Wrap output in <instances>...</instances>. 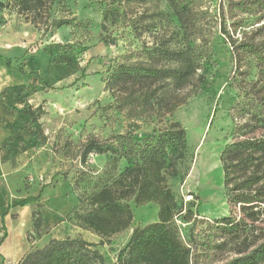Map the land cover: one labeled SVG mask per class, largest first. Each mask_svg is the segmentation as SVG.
Here are the masks:
<instances>
[{"label": "trees", "instance_id": "trees-1", "mask_svg": "<svg viewBox=\"0 0 264 264\" xmlns=\"http://www.w3.org/2000/svg\"><path fill=\"white\" fill-rule=\"evenodd\" d=\"M61 1L10 0V6L37 30L43 31V36L53 35L63 26L90 23L80 20L71 10L68 11L70 15H56L55 7ZM134 1L107 0L102 29L111 33L103 38L106 43L116 44L114 30L110 27L116 26L120 30L131 26L138 32V22L127 10ZM167 2L179 20L184 36L188 39L197 36L200 19L197 7L201 0ZM256 6H264V0H228L227 6L220 5L221 31L230 43L234 62L229 87H237L239 91L233 96L230 110L235 121L232 130L235 139L224 146L220 156L230 215L212 220L211 228L218 234L203 242L189 236L188 239L181 238L178 216H181L180 220L191 222L194 214L191 209L183 213L178 207L168 182L169 178L178 176L179 162L185 158L188 148L187 129L171 117L188 97L198 94L207 85V74L203 71L205 52L191 43L177 47L165 42L144 44L104 63L108 66L102 81L111 102L100 109L123 114L128 121L127 130L108 138L90 133L79 139L74 151L75 163L70 165L86 164L92 153L109 154L115 160L123 158L128 162L98 191L86 200L80 199V204L86 203L83 212H80V205L72 210L79 226L101 236L100 242L82 236L51 237L42 246L32 245L18 264H197L203 250L226 248L229 243L233 255L219 264H264V86L260 84V78L252 80L248 74L258 68L264 75V24L248 30L242 21H234L231 27L227 23L228 13L251 12ZM4 8L8 7L0 0V11ZM56 47L51 55L52 62L57 64L72 65L86 51L77 42L56 43ZM6 64L10 67L11 59L7 58ZM186 89L189 93L181 96ZM23 110L38 123L41 106L27 104ZM167 116L170 117L167 124L155 127L142 138H135L133 129L141 128L144 121L157 119L163 123ZM259 130L262 133L256 134ZM26 133L42 141L47 139L42 130L29 126ZM65 148L71 149V144L66 143ZM67 180L65 175L63 181ZM37 200L31 196L23 203ZM131 200L137 206L157 205L158 220L135 227L124 248L118 252L116 261L112 262L99 246L110 243L113 235L132 225L135 213ZM37 206L32 215L33 226L27 232L31 243L52 228L46 222L41 204L37 203Z\"/></svg>", "mask_w": 264, "mask_h": 264}, {"label": "rangeland", "instance_id": "rangeland-1", "mask_svg": "<svg viewBox=\"0 0 264 264\" xmlns=\"http://www.w3.org/2000/svg\"><path fill=\"white\" fill-rule=\"evenodd\" d=\"M1 1L8 7L0 11V55L5 65L9 57L1 53L2 33L8 36V40L20 44L25 37L28 38V33H24L23 25L18 21L12 23L8 32H4L6 19L11 18L10 14L15 8L10 6V0ZM106 2L107 0H62L56 5V15L73 13L80 20H89L90 23L74 27L63 26L53 35L43 36V31L38 30L41 36L31 43V48L37 50L33 51L34 54H43L47 60L41 69L24 71L22 67H18L21 63L9 58V72L13 74L17 69L23 72L19 77L12 76V83L2 93L13 99L10 105L12 111L24 108L27 104L42 107L38 123L27 118L25 133L29 126L40 132L42 130L47 139L42 141L27 133L23 139L12 135L0 139L2 176L16 182L17 190L21 186L28 190L38 186L40 191H44L63 180L66 175V182L78 195L79 201L86 200L128 164L123 158L115 160L109 154L92 153L86 164L70 167L75 163L74 151L79 139L90 133L108 138L127 130L128 121L123 114L100 109L111 102L110 94L102 81V75L108 66L104 63L137 50L144 44L165 42L177 47L191 43L205 52L203 71L207 74L208 83L198 94L188 97L171 117L172 120L180 121L187 129L188 148L185 158L179 162L178 176L169 178L168 182L176 195L178 207L183 209V213L191 209L194 214L191 222L180 220L181 216H178L181 238L185 236L188 239L189 236L201 242L208 237L214 238L218 232L211 228L212 220L230 215L220 156L224 146L235 139L232 134L235 121L230 110L233 107V96L239 91L237 87H229L234 62L230 43L221 31L220 5L227 6L228 0H201L197 7L200 18L196 27L197 36L190 39L184 36L181 24L167 0H135L127 6V10L129 16L138 22V32L133 31L131 26L120 30L116 26L110 27V30H114L116 44H108L103 40L111 33L102 29ZM234 21H242L248 30H254L264 24V6H256L251 12L237 11L234 15L228 13L229 27ZM69 42H77L86 51L72 65L53 63L51 52L56 51V43ZM244 67L248 70V67ZM248 74L252 80L260 78V84L264 86V75L259 73L258 68ZM187 93L188 89L181 96ZM169 118L167 116L163 123L157 119L149 120L150 122L144 121L139 129L129 128L133 129L135 138H142L155 127L167 124ZM261 133L259 130L256 134ZM66 143L71 144V149L65 148ZM131 204L135 213L132 225L113 235L110 243L99 246L112 262L116 261L118 252L124 248L135 227H143L158 220L157 205L149 203L137 206L132 200ZM79 205L80 212H83L86 203ZM37 207L36 204L35 208ZM60 211L65 212L64 209ZM237 212L239 214L238 210ZM50 231L51 235L59 238L82 236L93 242L101 240L97 233L79 226L73 212L55 223ZM231 249L232 245L229 243L226 248L203 250V256L197 264H219L233 255Z\"/></svg>", "mask_w": 264, "mask_h": 264}, {"label": "crops", "instance_id": "crops-1", "mask_svg": "<svg viewBox=\"0 0 264 264\" xmlns=\"http://www.w3.org/2000/svg\"><path fill=\"white\" fill-rule=\"evenodd\" d=\"M10 16L11 18L6 19L4 32H8L12 23L18 21L23 25L24 33H28V38L25 37L20 44L8 40V36L2 33L1 53L21 63L18 67H22L24 71L41 69L47 60L43 54H34L37 50L31 48V43L41 36L40 32L16 10ZM14 71L13 74L9 72V66L3 65V57L0 55V139L7 135L23 139L26 134L25 123L28 116L23 108L10 110L13 99L11 96L5 97L2 93L3 89L12 83V76H20L18 69ZM20 188L17 190L16 182L2 176L0 171V264H18L32 245L42 246L51 237H57L44 232L34 242L29 241L27 232L33 226L32 215L37 203L42 205L46 222L51 227L69 216L73 208L80 204L79 197L71 185L63 180L44 191H40L38 186L29 190L22 186ZM31 196L37 197L38 200L24 204L23 201ZM62 209L65 210L64 213H61Z\"/></svg>", "mask_w": 264, "mask_h": 264}, {"label": "bare ground", "instance_id": "bare-ground-1", "mask_svg": "<svg viewBox=\"0 0 264 264\" xmlns=\"http://www.w3.org/2000/svg\"><path fill=\"white\" fill-rule=\"evenodd\" d=\"M205 157H206V156H205ZM205 157H204V158H205ZM207 160H208V159H207Z\"/></svg>", "mask_w": 264, "mask_h": 264}, {"label": "built area", "instance_id": "built-area-1", "mask_svg": "<svg viewBox=\"0 0 264 264\" xmlns=\"http://www.w3.org/2000/svg\"><path fill=\"white\" fill-rule=\"evenodd\" d=\"M0 239H1V237H0Z\"/></svg>", "mask_w": 264, "mask_h": 264}]
</instances>
